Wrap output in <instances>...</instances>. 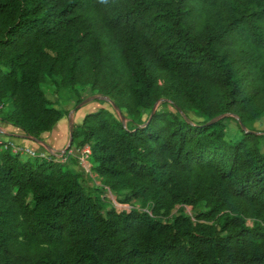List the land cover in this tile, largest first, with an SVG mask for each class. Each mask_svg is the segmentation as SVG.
Returning <instances> with one entry per match:
<instances>
[{"label":"trees","instance_id":"1","mask_svg":"<svg viewBox=\"0 0 264 264\" xmlns=\"http://www.w3.org/2000/svg\"><path fill=\"white\" fill-rule=\"evenodd\" d=\"M47 84L126 122L74 125L90 188L75 158L0 143V264H264V0H0V120L52 131Z\"/></svg>","mask_w":264,"mask_h":264},{"label":"rangeland","instance_id":"2","mask_svg":"<svg viewBox=\"0 0 264 264\" xmlns=\"http://www.w3.org/2000/svg\"><path fill=\"white\" fill-rule=\"evenodd\" d=\"M45 89L47 91L48 96L56 102L57 106L60 107L61 109H64L68 111V115L74 114L75 117L73 118L72 124H81L84 117L93 111H96L102 107H106L113 111L115 114L118 116H121L119 110L116 108V106L113 104V101L107 97V96H102L96 92H92L90 87H84L81 88V96L77 95L75 92L67 91V90H61V92L56 91V87L54 84H47L45 85ZM82 97L83 101L80 104H76L78 101V98ZM168 109H173L171 106L167 107ZM145 115L148 117V112L145 111ZM228 123V130H227V137L229 139H237L241 135L240 127L238 126V122L236 117H233L232 119H229L227 121ZM254 128L258 131L264 132V118L261 120L257 121L254 124ZM51 139L54 140L55 144L58 145V143H64L66 145L68 142L70 143L71 139V130L68 135H65L64 138L63 135H60L58 132L49 135ZM59 141V142H57ZM69 145V144H68ZM68 147V146H67ZM24 159H32L31 157H26L24 155L21 156ZM33 160V159H32ZM86 179V186L87 188H90V186L95 185H100V181L98 179H90V178H85ZM104 196L107 197L106 193ZM109 200L110 198L107 197ZM112 198V196H111ZM111 201V200H110ZM127 209H131V203H125ZM136 206H140L139 203H135ZM119 210H122L124 206L117 205ZM179 208L174 210V214L179 213ZM184 213L187 215H194V210L191 206H185L183 207Z\"/></svg>","mask_w":264,"mask_h":264},{"label":"built area","instance_id":"3","mask_svg":"<svg viewBox=\"0 0 264 264\" xmlns=\"http://www.w3.org/2000/svg\"><path fill=\"white\" fill-rule=\"evenodd\" d=\"M3 108L4 104L0 102V113ZM0 143L3 145V149L10 150L13 154H18L20 156L24 155L26 157L29 156L31 158L54 160L59 162H68L70 158H75L77 160V168L79 169V171L83 172L87 178L97 179V176L93 171V163L91 160L92 149L89 144L81 147L70 146L60 151H45L36 150L31 147L18 144L17 142L12 140ZM106 195L110 198L112 205H114L118 211L130 210L126 208L125 203L119 202L117 196L110 189H107ZM117 205L124 206V208L122 210H119Z\"/></svg>","mask_w":264,"mask_h":264},{"label":"crops","instance_id":"4","mask_svg":"<svg viewBox=\"0 0 264 264\" xmlns=\"http://www.w3.org/2000/svg\"><path fill=\"white\" fill-rule=\"evenodd\" d=\"M74 117V114L68 116L65 115L52 131L44 133L40 139H35V137L27 135L20 128L0 120V142L12 140L18 144L25 145L36 150H64L67 148L69 142L66 145H64V143H58V145H56L54 140L51 139L49 135H51V133L54 134L58 132L60 135H63L62 138H64V136L68 135L71 130V123L73 122ZM75 168L77 169L76 166Z\"/></svg>","mask_w":264,"mask_h":264},{"label":"water","instance_id":"5","mask_svg":"<svg viewBox=\"0 0 264 264\" xmlns=\"http://www.w3.org/2000/svg\"><path fill=\"white\" fill-rule=\"evenodd\" d=\"M113 104H114V102H113ZM116 108L119 110V112H120V114H121V119H122V121L123 122H126V116L123 114V112L118 108V106H116ZM214 122V120H212V121H210L209 123H213ZM242 124V123H241ZM74 124H72L71 125V139H70V143H69V145H68V147H70L71 145H72V143H73V132H74ZM242 127L244 128V129H246V127L242 124ZM35 139H37V138H35Z\"/></svg>","mask_w":264,"mask_h":264}]
</instances>
